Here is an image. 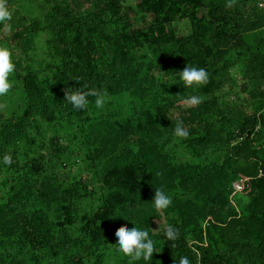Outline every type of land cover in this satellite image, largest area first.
I'll return each mask as SVG.
<instances>
[{
    "label": "trees",
    "instance_id": "obj_1",
    "mask_svg": "<svg viewBox=\"0 0 264 264\" xmlns=\"http://www.w3.org/2000/svg\"><path fill=\"white\" fill-rule=\"evenodd\" d=\"M263 2L141 0L136 10L125 0H53L46 24L55 62L43 60L50 71H37L15 58L28 102L21 118L0 114L1 263L36 264L64 251L67 264H87L95 254L103 264L106 238L133 227L123 220L132 218L159 250L132 264H176L181 256L191 264H264ZM39 29L34 21L12 34L14 46L28 49ZM187 64L205 68L208 83L184 87L178 71ZM228 83L249 104L242 111L217 102ZM77 87L106 93L104 107L89 96L86 109L73 108L65 93ZM190 94L203 102L189 106L188 117L175 116ZM178 122L188 138L173 134ZM173 142L184 144L181 156L165 148ZM76 145L102 185L60 171L74 173ZM8 153L11 165L2 163ZM242 176L247 186L233 201L230 182ZM156 187L173 197L169 208L152 207ZM218 208L217 222L202 226ZM169 224L179 229L175 241L164 235Z\"/></svg>",
    "mask_w": 264,
    "mask_h": 264
},
{
    "label": "rangeland",
    "instance_id": "obj_2",
    "mask_svg": "<svg viewBox=\"0 0 264 264\" xmlns=\"http://www.w3.org/2000/svg\"><path fill=\"white\" fill-rule=\"evenodd\" d=\"M141 0H125V4L127 6H133L136 10H138V4ZM53 2V0H8V4L12 10V13H16V17H12L10 21L7 22V25L3 27V29L0 32V44H4L7 47H9L12 50L13 53V59L15 58H22L28 60V62L34 66L33 69L40 71V70H46L42 69L44 63H41L43 60H46L47 62L50 60V62H55V60L52 59V51L50 48L53 45V42L51 41L53 38V35L51 33V29L48 28V25L46 24V11L47 7ZM264 3V2H263ZM141 15V12H140ZM139 17V15H137ZM37 21L40 29L39 32L36 33L35 38L31 41L30 47L28 49L21 48V45L18 44L17 46L15 42H13L11 35L18 32L21 28H30L32 25V22ZM181 25V24H180ZM114 28L111 29V31ZM29 36L30 38L34 36V33L30 35H26V37ZM8 38V40H6ZM19 71L18 67H15L14 73L10 76V80L12 81V88L8 94L5 96H0V114L4 115L6 118L9 117H18L21 118L23 116L26 104L28 102V97L26 95L25 91V84H24V78L22 77V73L20 77H16L17 72ZM22 72V71H21ZM232 73L237 77L240 75L237 70H232ZM25 74V72H23ZM228 87L224 89H220L219 93L217 94V102L219 105H223L224 107H228L227 109L229 112H238L242 111L244 109V106H248L249 104H245V101L240 98L238 94V90L234 87ZM192 95V94H190ZM126 101L123 104V107L125 109V116L129 114V104L130 99L127 97L125 98ZM257 101V100H255ZM254 101V102H255ZM254 104V103H253ZM252 105V103H251ZM233 109V110H231ZM251 109H253V105L251 106ZM182 114V117H188V114H190V109L188 106L187 97L183 99V101L180 103L179 107L176 111H174V115L177 116ZM44 127H46L45 130V137L43 138L46 142V144H49V140L52 136V130H49V125L45 122ZM259 131H262V128L258 129ZM62 134L65 133L64 131L61 132ZM263 140V139H262ZM184 144H175V142L171 143L168 147L165 148L171 149L172 155H175L176 153L182 155L183 151L180 153V149L182 148ZM76 152L75 157L78 158V163L76 166H74V173L70 174L69 169L60 168V171L63 172L64 176H67L68 178L71 177H80L83 176L86 179H91L93 182V185H102L101 181L99 179V176L95 174L96 171L89 172L87 171L88 164L85 161V152L83 149H81L79 146H75ZM218 150V149H215ZM217 156L224 157L223 151L219 150L217 151ZM213 155V154H212ZM178 156V155H177ZM68 172V173H67ZM67 173V174H66ZM69 175V176H68ZM4 178V174L0 173V181ZM95 179V180H94ZM244 179L245 182L248 180V178L237 177L234 181L230 182L231 188H233V195L231 198L233 201H235L234 197L238 196L239 193L242 191L234 188V185L237 183V181ZM245 184V188H246ZM238 194V195H236ZM92 200L96 201V198H91ZM234 203V202H233ZM207 208L209 209L213 202L209 201L206 203ZM82 207H80V210H88L90 208V203H83L81 204ZM219 208L216 210V214L213 217L208 216L205 218L202 222V226H205L210 219L217 222ZM112 234V233H111ZM252 242L256 244V234L251 233ZM254 235V236H252ZM107 244L106 248H108L107 252L108 257L103 262V264H121V261L123 257L121 254H117L115 249L112 248L111 245H114L116 243L115 238H106ZM193 241V240H192ZM111 244V245H110ZM7 251V250H6ZM15 253V251L13 250ZM74 254L77 253V251L73 252ZM85 261L88 260L89 256L87 255V251L82 252ZM1 255V254H0ZM97 259V256L95 254L94 257H92V260L88 262L87 264H95V260ZM0 264L1 261H0ZM36 264H67V254L63 251L61 253V256L55 257L50 255L48 259L42 260L40 263Z\"/></svg>",
    "mask_w": 264,
    "mask_h": 264
},
{
    "label": "clouds",
    "instance_id": "obj_3",
    "mask_svg": "<svg viewBox=\"0 0 264 264\" xmlns=\"http://www.w3.org/2000/svg\"><path fill=\"white\" fill-rule=\"evenodd\" d=\"M233 0H229L231 6ZM12 10L8 4V0H0V25H7V22L12 19ZM15 63L13 59L12 50L4 44H0V96L8 94L12 88V81L10 76L15 71ZM180 79L183 81V86L192 88L199 87L208 83L209 73L203 67H197L190 64L178 71ZM89 96H95V105L97 108H103L107 102L106 93L98 89L83 90L75 88V90H67L65 99L73 106V108L80 110L86 109L90 103ZM204 100L202 95H191L187 98L188 106H197ZM173 134L178 138H188L190 136V129L184 127L182 122L176 123ZM2 163L11 165L13 157L10 153L5 154L2 158ZM173 197L163 188L156 187L154 197L151 199L154 210L159 211L167 209L172 204ZM125 221H131L133 227H121L115 233L116 243L111 245L118 254L127 256L132 262L143 259L148 261L153 258L154 252H159L155 241L151 238L149 230L141 227L139 222L127 218ZM164 235L169 240L175 241L179 236V229L175 225L169 224L164 231ZM176 264H191L187 256H181Z\"/></svg>",
    "mask_w": 264,
    "mask_h": 264
},
{
    "label": "built area",
    "instance_id": "obj_4",
    "mask_svg": "<svg viewBox=\"0 0 264 264\" xmlns=\"http://www.w3.org/2000/svg\"><path fill=\"white\" fill-rule=\"evenodd\" d=\"M245 180L241 179L239 181H237V183L234 185V188L236 189V191L240 190L243 191L245 189Z\"/></svg>",
    "mask_w": 264,
    "mask_h": 264
}]
</instances>
